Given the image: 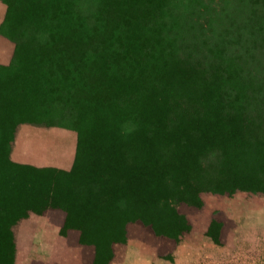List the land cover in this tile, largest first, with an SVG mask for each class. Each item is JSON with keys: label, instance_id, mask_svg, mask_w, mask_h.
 <instances>
[{"label": "trees", "instance_id": "16d2710c", "mask_svg": "<svg viewBox=\"0 0 264 264\" xmlns=\"http://www.w3.org/2000/svg\"><path fill=\"white\" fill-rule=\"evenodd\" d=\"M2 1L0 32L14 50L0 89L13 73L20 89L26 80L44 93L31 96L24 122H54L61 109L78 138L95 120L100 138L128 144L118 162L138 186L98 210L105 236L94 253L78 239L90 264L121 258L113 245L133 228L171 258L190 229L182 208L202 192H264V0ZM15 173L0 177L4 242L17 212L35 206L23 191L13 209L2 203L21 188Z\"/></svg>", "mask_w": 264, "mask_h": 264}, {"label": "rangeland", "instance_id": "374dc122", "mask_svg": "<svg viewBox=\"0 0 264 264\" xmlns=\"http://www.w3.org/2000/svg\"><path fill=\"white\" fill-rule=\"evenodd\" d=\"M5 10L6 3L0 0V19L4 17ZM3 47L0 46L3 51L0 59L10 58L13 53L7 52L5 45ZM24 64L27 66L28 61ZM15 79L13 73L4 74L5 82L0 89V114L3 116L0 117V177L7 176V171L15 180V171H19L21 188L18 190L16 187L14 194L22 191V197L30 194V201H35V206L24 210L26 213L17 212L15 222L9 225L10 234L6 242L0 238V264H29L31 258L25 263L24 251L29 247L32 250L36 249L35 246L41 247V237L49 249L45 251L48 259H41L33 252L30 264H90L92 253L85 247L94 253L91 243H97L98 238L104 235L96 233L94 227L98 210L114 203L116 197H126L129 184L138 186L118 162V158L122 159L123 150L120 153L117 147L128 144L113 139L109 131L107 138H100L104 130H97L95 120H92L94 124L84 126L86 135L78 138L76 129L63 126L65 121L59 119L62 111L57 109L55 113L59 118L53 121L61 124L31 123L65 127L75 134L76 155L72 165L64 168L14 161L11 150L19 126L30 123L24 120L29 118L26 114L33 109L31 96L44 94L33 91L31 81L25 80V86L20 89ZM99 133L101 136L97 135ZM77 152L78 161L75 163ZM121 181L123 184H119ZM24 183H28L27 187H23ZM9 194L10 188L5 190V197ZM12 196L2 199V203L13 209L18 195ZM200 198L197 204L182 208L187 214L190 229L180 236L171 258L158 254L149 234L130 226L128 232L131 228L133 231L129 232L125 246L122 242L113 245L124 249L121 258L109 264H122L127 251L131 264H264V192L238 189L223 194L205 191ZM45 201H49L47 204L51 206L46 208ZM11 217L8 216L7 220ZM78 239L90 242V246L82 247Z\"/></svg>", "mask_w": 264, "mask_h": 264}, {"label": "crops", "instance_id": "0c3cea01", "mask_svg": "<svg viewBox=\"0 0 264 264\" xmlns=\"http://www.w3.org/2000/svg\"><path fill=\"white\" fill-rule=\"evenodd\" d=\"M2 19H0V24ZM12 44V41L0 32V46L3 47L5 45L7 52L9 51L10 54L13 53L14 49V45ZM11 56L7 59H0V65L7 64L11 60ZM75 155L76 136L69 129L60 126L33 124L31 122L19 126L18 135L11 150V157L14 161L36 165L60 166L64 168L72 165ZM44 242V237H41V247L39 245L35 246V250L29 247V250L24 251V257H26L25 263L28 262L27 259L30 257V264L33 252H35L34 255H38L41 259L45 258L46 260L48 254L45 251L48 252L49 249ZM16 251L18 254L19 251ZM128 253L129 251H127L122 264H131Z\"/></svg>", "mask_w": 264, "mask_h": 264}]
</instances>
